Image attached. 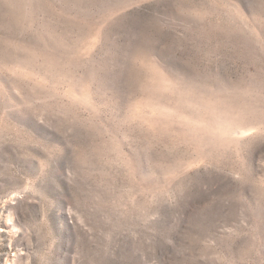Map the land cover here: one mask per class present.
I'll return each mask as SVG.
<instances>
[{"label":"rangeland","instance_id":"obj_1","mask_svg":"<svg viewBox=\"0 0 264 264\" xmlns=\"http://www.w3.org/2000/svg\"><path fill=\"white\" fill-rule=\"evenodd\" d=\"M0 264H264V0H0Z\"/></svg>","mask_w":264,"mask_h":264},{"label":"snow or ice","instance_id":"obj_2","mask_svg":"<svg viewBox=\"0 0 264 264\" xmlns=\"http://www.w3.org/2000/svg\"><path fill=\"white\" fill-rule=\"evenodd\" d=\"M0 231H2V229H0Z\"/></svg>","mask_w":264,"mask_h":264}]
</instances>
